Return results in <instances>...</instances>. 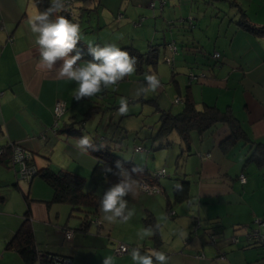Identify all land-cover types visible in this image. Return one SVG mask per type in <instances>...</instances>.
<instances>
[{"label":"crops","instance_id":"crops-1","mask_svg":"<svg viewBox=\"0 0 264 264\" xmlns=\"http://www.w3.org/2000/svg\"><path fill=\"white\" fill-rule=\"evenodd\" d=\"M219 1L227 4L224 0ZM250 3L255 4L253 7L255 17H251L238 2L252 23L264 25V0H252ZM156 5L159 9V1L158 3L155 1L153 7ZM77 7L85 11L90 9L82 5ZM110 9L116 16L113 7ZM78 11L82 16L81 10ZM163 11L164 6L161 12ZM182 12L172 17L169 11L166 18L162 17L163 22L173 24L172 19L185 21L183 16H188L187 20L192 19L193 25L196 24L197 13L191 6ZM234 12L238 17L236 8ZM37 13L33 0H0V140L18 141L31 149L38 169L49 167L54 171H72L84 177L83 184L89 180L88 191L95 193L98 203L96 208L90 206L77 208L68 202L55 201L52 187L41 176H34L28 185L25 182L21 183L9 163V157L1 156L0 264H26L14 248L6 246L26 214L29 215L32 224L36 248L68 257L71 260L70 264H103L104 257L112 255L118 242L126 243L131 248L142 247V252L151 249L164 251L170 257L169 264H264V247L255 245L245 247V237L243 240L239 236L237 246H230L225 251L227 248L224 244L222 246L218 244L217 247V242L210 244L208 238H202L204 233L206 235L215 233L220 226L219 221L225 215L231 217V223L239 222L244 226H249L250 222L258 219L257 224L260 225L257 227L264 232V225H261L264 223V166L255 164L254 166L253 162H245L247 146L241 142L226 150L220 147L221 140L228 134L226 125L214 130H205L201 134L192 131L190 151L183 158L181 156L184 154L182 151L184 146L178 140L177 149L171 154L168 153V160L174 165L176 172L172 174V179L176 182L164 181V184H161L158 178L164 198L149 194L150 198L142 199L139 196L142 191L139 190L134 197L131 195L125 197L129 208L135 212L130 221L123 223L118 220L108 223L100 217L99 200L119 178L112 173L94 174L96 155L91 150L84 154L76 148L77 139L87 135L84 120L79 127L73 125L79 130V134L67 130L70 123L76 119L69 117V120H66L65 114L58 121V128L52 129V107L55 100L65 99L68 109L69 104L73 102L72 95L77 85L73 81L58 79L55 71L49 72L38 67L39 53L34 43L35 36L27 26L29 17ZM152 13L155 15L157 12L152 10ZM158 13L160 16V11ZM234 22L235 20L231 33L225 31L223 34H216L219 30L215 28L217 32L212 45L209 41L213 35L210 33L206 35L204 30L205 37H202L200 32L199 35L189 34L183 22L175 28V34L180 39L179 45H182L179 58L195 64L199 69H207L202 70L206 72V76L196 82L198 88L193 87L192 83L190 85L187 83L186 92L198 106L203 103L214 104L220 109L230 106L249 137L264 141V35L259 36L262 38L260 40ZM81 28L83 32H87L86 26ZM154 28L157 29L156 24ZM89 30L93 31V28ZM86 34L84 36L81 34V41L88 46ZM92 41L93 45L106 44L100 37L93 38ZM108 43L112 42L108 40ZM123 45L140 50L133 44L121 43L120 46ZM149 45L150 42L146 50L140 51L147 52L150 49ZM155 46L156 55L151 58V62L146 63V67L153 70L156 68L163 45ZM213 50L220 52V62H215L212 58L208 60L210 56L208 52ZM201 52L207 55L204 56ZM86 61L91 60L82 58L80 63ZM203 62L212 65L202 64ZM176 73L178 71L174 70L171 74L172 79ZM174 79L178 82L176 78ZM221 94L225 96L221 98ZM98 100L86 106L84 117H88L93 111L97 114L106 107L115 106H105V103L99 105L101 101ZM73 115H76V112ZM91 117L93 122H90L89 126H95V116ZM101 119L102 117L100 123ZM121 122V119L113 122V129L108 135L99 133L98 122L93 129L94 134L89 137L93 142L102 139L115 145L117 138L121 139L122 132L127 131V127ZM111 123L112 120L103 123L107 131ZM154 139L155 137L152 142ZM166 147L169 145L163 148ZM134 163L147 166L149 171L156 170L149 167L147 161ZM248 167L250 172L252 170L256 173L248 175ZM240 174L245 176L244 181H240L238 177ZM139 177L133 174L134 179L139 180ZM183 179L188 180V195L182 200L174 201L173 187ZM133 203L137 205V209ZM186 203L196 204L199 209V217L193 213L195 217L190 222L185 215ZM167 206H170L169 211ZM200 209L203 210V215ZM180 213L183 215L180 216ZM164 214L168 219L166 222L159 221L162 224L160 231L141 240L138 233L148 226H154L158 218ZM93 216L96 217L92 219ZM148 216L152 218L150 223L146 222ZM195 219L199 220L200 226L193 234L190 229ZM66 229L72 230L69 238L64 235ZM181 231L184 233L183 236L180 235ZM218 252L224 257L218 258ZM200 253H203L204 257H200ZM114 257L115 264H134L128 253Z\"/></svg>","mask_w":264,"mask_h":264},{"label":"rangeland","instance_id":"rangeland-1","mask_svg":"<svg viewBox=\"0 0 264 264\" xmlns=\"http://www.w3.org/2000/svg\"><path fill=\"white\" fill-rule=\"evenodd\" d=\"M150 1L151 0H70L69 3L72 13L74 14V19L79 21L77 24L80 25V28L86 26L87 32H83V28H81V34L84 36L87 33L85 38L88 43H92L93 38L100 37V39L103 40V42H106V44H109L108 40L119 46L121 43L133 44L140 50H146L148 48L149 42H161L163 39H173L178 45L180 44V39L177 38V34H175V28L178 27V25H181V20L179 21L178 18L172 19L174 24H170V22H163L162 17L164 16L166 18L169 11L173 17L183 13L182 11L184 9L186 10L191 6L193 11H196L197 13V20L195 22L196 24L189 26V21L186 20L183 22V24L187 29H184L187 30L189 34L197 33L196 35H199L198 32H200V36L202 37H205L204 33H206V35L207 33H210L213 35V37L210 38V44L213 43L215 33L217 32V29L215 28H218L219 30V32L216 34H223L225 31L231 33L233 29V20H236L237 17V14L234 12L235 7L228 6L219 0H164L163 12H161L162 8L158 9L157 5L155 7H151ZM155 1L158 3V0ZM237 1L240 3L242 8H244L247 13L251 15V17H255V10L253 8L255 4L250 3L252 0ZM77 5L90 7V9L85 11L77 7ZM110 7H113L114 11H116V16L113 15ZM219 8L220 10H218ZM78 10H81L80 13H82V16L79 15ZM152 10H155L157 13L154 15ZM159 11L160 16L158 13ZM75 14L78 15V17ZM231 19L232 22H230ZM192 22L194 23L193 20ZM154 24H156L157 29L154 28ZM90 28H93V31H90ZM101 28L102 30H100ZM253 36L259 38L260 40L262 39L259 36ZM166 46L160 48V54L156 62V68L154 70L147 66V69L142 73H137L136 71L132 76L126 77L114 88H110L97 95L98 98L97 96H94L92 98H84L80 101H76L73 94V102L69 104L68 109L66 105L67 110L64 112L66 120H69L70 117L78 121L75 123L77 127H79V125L82 123V120H84V127H86V134L88 136L94 134L93 129H95L98 122L100 123V117H102V119L100 126L98 127L99 133H103L105 135L111 133L114 126L113 122L121 119V123L127 127V131L126 133L122 132V136H124L121 139L117 138L118 140L115 142L118 145H121L120 147H122V150L119 151L124 156V158H132L133 162L137 161L144 163L147 161L149 167L156 168V170H160L163 167L165 169L164 175L159 176L161 184L164 181L173 183L176 182V180L172 179V174L176 172H174V165H172V163L168 160V153L171 154L173 150L177 149L179 137L176 131H172L168 137L172 139L173 143L169 145V147L153 150V148H155L159 143V139H154L153 142L152 139L158 127V120L161 113L160 109H168L173 113H176L182 109L184 105V98L187 94L186 84L189 81V72L192 70L193 73L198 74L201 73L202 70L207 71V69H199L198 66H195V64H191L189 61L180 59L182 57L179 58V54H181L182 51H180L179 46V50L174 53V60L172 62L173 69L178 71L176 76H174V78H176L178 81L176 82L174 78H171V65L163 59L164 54L169 53ZM210 58L211 57H209L208 60H210ZM145 73L157 74L161 79V88L156 93H148L146 96L140 99H133L132 93L135 91V88L138 86V84L144 81ZM190 83H192L193 87L195 86V88H198V85H196L195 81ZM224 96V94H221V98ZM121 97H127L129 99V111L127 115H120L118 112L119 100ZM176 97H178L179 100L175 101ZM154 99L156 100L157 104L154 103ZM95 100L101 101L99 105H103V103H105V106H115L110 108L106 107V109L101 110V112H98L97 114H95L93 111L88 115V117H84V110L86 106L93 103ZM82 104H84V106ZM225 107L226 106H224V108ZM75 112L76 115H73ZM92 115L95 116V126H89L91 124L90 122H93L91 117ZM108 120H112V123L108 125L109 130L107 131L105 124L103 123H106ZM104 131L107 132L104 133ZM119 140L121 141L120 143H118ZM135 145H140L144 149L134 150ZM154 153L155 155L153 156ZM252 164L254 165L255 163ZM252 173L256 172H253L252 170L250 172L249 168L248 175H252ZM20 182H25L27 185L29 184L28 181L23 179H20ZM89 184V180L84 182L82 186L84 191H88ZM149 194L156 195L159 198H164L162 191L155 193H146L142 191L139 196L142 199L150 198L148 197L150 196ZM133 205L136 207V209L138 208L134 203ZM184 207L188 222H190V220L193 221L195 217L193 215L195 214L199 217V209L196 204L186 203L184 204ZM187 207L189 208L187 209ZM200 212L201 214L204 213L203 210L201 211V209ZM182 215L183 213H180V216ZM100 217L102 218L101 213ZM100 217L98 216V218ZM231 220L232 219L229 215H225L219 221L220 226L217 228L216 232L214 233L210 231L214 234L217 247H219L218 244H221V246L224 244V246L227 248L224 249V251L228 250L230 246H237V242H232L231 240L232 235L236 234L244 240L243 233L249 231L252 227L256 228L260 225L255 222H250L249 226H244L239 222L231 223ZM191 225L190 231L195 234V227L193 224ZM261 225H264V223ZM242 229L244 231H242ZM202 238H207L206 233L202 234ZM220 250L223 251L221 248Z\"/></svg>","mask_w":264,"mask_h":264},{"label":"trees","instance_id":"trees-1","mask_svg":"<svg viewBox=\"0 0 264 264\" xmlns=\"http://www.w3.org/2000/svg\"><path fill=\"white\" fill-rule=\"evenodd\" d=\"M38 12H43L47 10L51 6V0H33ZM228 5L235 7L238 12V17L235 20L236 24L242 29L250 32L256 36L264 35V25H255L252 23L247 17L244 10L239 6L237 0H224ZM70 0H64L65 8L62 12L53 13L50 16L51 20H55L57 16L63 15L68 18L73 23H77V20L74 19L72 9L70 7ZM163 8V6L161 7ZM185 21L187 17H184ZM189 19V17H188ZM181 20V19H180ZM181 20V22H185ZM189 26H192V19L188 20ZM173 23V22H172ZM174 24V23H173ZM174 42L176 45V50H179V46L175 40H165L162 42L150 43V49L147 52H142L137 48L129 45L119 46L122 50L128 51L129 54L133 57H136L138 60L137 69L138 73L144 72L147 67L146 63L151 62V58L156 54V46L155 45H163ZM97 45V44H95ZM100 46H104L98 44ZM192 46V45H190ZM189 46V47H190ZM197 46V44H196ZM77 48L82 52V58H86L88 60H92L91 55L88 53V46L84 45L82 41H80L77 45ZM208 52V54L215 62H220V56L218 58L212 57V53ZM203 53L204 56L205 52ZM220 53V52H219ZM75 55V52L72 53ZM154 61V60H153ZM202 64H206L211 66L212 63L203 62ZM171 72H174L173 66L171 64ZM191 72H193L191 70ZM206 74V72H205ZM188 85L190 82H197L198 80H190L188 76ZM154 103L157 104L154 99ZM161 113L159 116V123L156 130V133L153 137L155 139H159V143L153 150L160 149L165 146L171 144L172 140L168 137L170 132L176 131L179 137L180 143L183 144V152L184 154L181 156H185L190 151V134L192 131H197L199 134L204 132L205 130H214L221 125H226L228 127V134L224 137L220 142V147L226 150L228 147L236 144L237 142H241L247 146V155L245 158V162H253L257 166H264V141L253 140L249 137L246 130L241 125L239 119L235 116L230 106H226L223 109H220L214 104L203 103L201 106L193 100V98L186 94L184 98V105L181 110L176 113L171 112L168 109H160ZM78 121H72L70 126L67 127V130L72 133L79 134V130L75 127L74 124ZM125 133V132H124ZM124 136V135H123ZM121 135V138L123 137ZM120 138V137H119ZM117 142V141H116ZM120 141H118L119 143ZM98 146H103L99 148L97 151H92L94 155L97 157V162L93 168L94 174H102L104 172L105 166L115 169L116 161H121L125 167V169L131 170L133 167L142 168V173L139 175L140 179H143L149 183L158 184L159 176L155 175L154 171H149L148 167L145 165H138L132 161V158H124L119 150H122L121 145L107 143L105 140L98 139L97 142H94ZM1 157V156H0ZM36 175L41 176L53 189V199L55 201L68 202L73 207L80 208L82 206H90L96 208L98 199L92 191H84L82 189L84 177L79 175L78 173H74L72 171L67 170H59L54 171L49 167H43L41 169H37ZM139 179V180H140ZM182 185V191H178L176 189V185ZM159 185V184H158ZM160 186V185H159ZM163 191V188H162ZM188 195V180H180L173 187V198L174 201H179L184 199ZM170 206H167L168 211L170 210ZM96 216H93L95 218ZM151 216H148L146 222L150 223ZM246 241V240H245ZM262 246L264 247V243H256L254 242H246L244 245L247 246ZM7 247L14 248L19 256L24 260L26 264H33L39 262L40 264H46L49 262L50 258L60 255L57 253L43 251L36 248V242L34 237V232L32 228L31 221L29 219V215L26 214L23 221L10 237V239L6 243ZM134 247V246H132ZM131 248V246H130ZM142 248V247H141Z\"/></svg>","mask_w":264,"mask_h":264},{"label":"clouds","instance_id":"clouds-1","mask_svg":"<svg viewBox=\"0 0 264 264\" xmlns=\"http://www.w3.org/2000/svg\"><path fill=\"white\" fill-rule=\"evenodd\" d=\"M65 8L64 0H51V6L29 17L27 26L35 36V45L38 48V67L49 72L55 71L58 79L73 81L77 87L74 89V99L80 101L84 98H92L102 92L114 88L126 77L132 76L137 69L138 60L122 50L114 43L104 46L88 45V53L92 60L80 63L82 52L77 48L81 41L80 25L73 23L63 15L55 20L50 16L56 12H62ZM75 52V55L72 53ZM59 62V67L57 64ZM161 88V79L155 73H145L144 81L139 83L132 93L133 99H140L148 93H156ZM129 111V99L121 97L118 112L127 115ZM103 146L97 145L92 138L83 135L76 141V148L84 154L89 150L97 151ZM16 159H22L19 150H16ZM115 171L105 166L104 172L118 176V182L108 188L99 200V211L104 221L114 223L120 221L127 223L135 215L133 209L128 206L125 197L135 196L141 189L139 180L133 178L142 173V168L133 167L131 171L125 169L121 161H116ZM176 189L182 191V185L177 184ZM167 215H161L154 226H148L138 233L141 240L155 235L162 228L159 221L166 222ZM180 235L184 233L181 231ZM131 257L134 264H169L170 257L166 252L151 249L141 251L140 247L131 250L124 249ZM103 264H115V257L105 256Z\"/></svg>","mask_w":264,"mask_h":264},{"label":"built area","instance_id":"built-area-1","mask_svg":"<svg viewBox=\"0 0 264 264\" xmlns=\"http://www.w3.org/2000/svg\"><path fill=\"white\" fill-rule=\"evenodd\" d=\"M158 1H159V6L161 8L164 5V0H158ZM154 4H155V0H151L150 6L153 7ZM166 47L169 53L164 54L163 59L164 61H166L168 64L171 65L174 60V53L177 51L176 45L174 42H170L167 44ZM211 56L214 58H218L220 56V53L217 50H215ZM188 76H189V79L193 81V80H199L200 78L206 76V74H205V71H201V73H198V74H195L190 71ZM177 100H179L178 97L175 98V101ZM65 110H66L65 99L63 98L56 99L52 107V115H53L52 129L55 130L58 128L59 126L58 121L63 116ZM17 149L19 150L22 156V159L20 160L16 159ZM143 149L144 148H142L140 145H137L134 147V150H143ZM3 155H7L9 157V163L14 168L18 179H23V180L30 182L32 178L36 176L38 168L34 162V152L31 149L23 146L18 141L8 140V141L3 142L0 140V156H3ZM164 172H165V169L161 168L160 170H156L154 174L157 176H163ZM238 177L240 181L245 180V176L243 174H240ZM139 182L142 186L140 190L146 193H155V192L162 191V188L158 184L149 183L143 179H140ZM255 222L259 223V220L255 219ZM199 226H200L199 220L195 219L194 229L196 230V228ZM64 235L67 238L71 237L72 230L70 229L64 230ZM244 237H245L246 242L255 241L258 244L264 243V232L260 231L258 227L250 228L249 231H246L244 233ZM207 238L210 244H214L216 242L213 233H209L207 235ZM231 240L232 242H238L239 236H237L236 234L232 235ZM125 248H127L128 250H131L128 244L123 243V242H118L113 249L112 256H120L122 254L127 253L126 251H124ZM199 256L204 257V254L200 253ZM217 257L221 259L224 257V255L221 252H218ZM70 263H71L70 258L65 257L63 255H56L50 258L49 262L46 264H70Z\"/></svg>","mask_w":264,"mask_h":264}]
</instances>
